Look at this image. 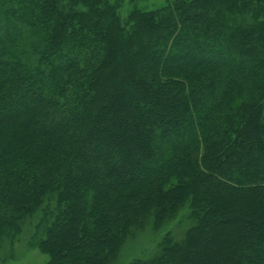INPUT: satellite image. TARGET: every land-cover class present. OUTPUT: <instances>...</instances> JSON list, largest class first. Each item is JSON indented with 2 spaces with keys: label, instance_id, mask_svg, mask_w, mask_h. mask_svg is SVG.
I'll return each mask as SVG.
<instances>
[{
  "label": "trees",
  "instance_id": "1",
  "mask_svg": "<svg viewBox=\"0 0 264 264\" xmlns=\"http://www.w3.org/2000/svg\"><path fill=\"white\" fill-rule=\"evenodd\" d=\"M0 0V241L45 264H264V0Z\"/></svg>",
  "mask_w": 264,
  "mask_h": 264
},
{
  "label": "rangeland",
  "instance_id": "2",
  "mask_svg": "<svg viewBox=\"0 0 264 264\" xmlns=\"http://www.w3.org/2000/svg\"><path fill=\"white\" fill-rule=\"evenodd\" d=\"M165 0H123L118 15L126 21L139 12H147L164 6ZM42 218L38 209L20 223L19 231L10 238L0 241V264H45L47 256L36 247L33 239L36 225ZM192 225L189 209L183 207L173 217L156 227L153 219L125 240L116 258L110 264H129L135 260L150 258L157 250L165 234L180 238Z\"/></svg>",
  "mask_w": 264,
  "mask_h": 264
}]
</instances>
